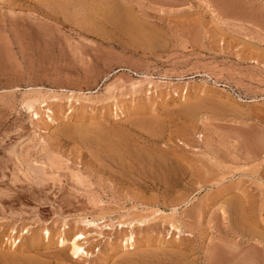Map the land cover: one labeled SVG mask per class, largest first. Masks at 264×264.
<instances>
[{"label": "rangeland", "instance_id": "rangeland-1", "mask_svg": "<svg viewBox=\"0 0 264 264\" xmlns=\"http://www.w3.org/2000/svg\"><path fill=\"white\" fill-rule=\"evenodd\" d=\"M30 263L264 264V0H0V264Z\"/></svg>", "mask_w": 264, "mask_h": 264}, {"label": "bare ground", "instance_id": "bare-ground-1", "mask_svg": "<svg viewBox=\"0 0 264 264\" xmlns=\"http://www.w3.org/2000/svg\"><path fill=\"white\" fill-rule=\"evenodd\" d=\"M125 24V23H124ZM130 25V24H129ZM128 28V27H127ZM129 29V28H128ZM134 30V29H133ZM128 31V30H127ZM130 31V30H129ZM131 32V31H130ZM136 33V32H135ZM138 34V33H137ZM41 98V97H39ZM31 100V99H30ZM45 100V99H44ZM39 99L36 97L34 98V100L26 103V107H28L27 109H32L34 103H38ZM38 114H36L35 116L37 117ZM51 119V118H50ZM84 134V133H83ZM88 135V134H87ZM85 136V135H84ZM82 138V137H81ZM101 138V137H100ZM87 139V138H86ZM98 140V139H97ZM96 141V140H95ZM99 141V140H98ZM85 142V141H84ZM106 142V141H105ZM107 148V147H106ZM109 148V147H108ZM147 219V218H146ZM142 221V220H141ZM91 223V222H90ZM151 223V222H150ZM142 224V223H141ZM181 231V230H180ZM47 234L49 235V232H47ZM83 238V235H79L77 238H74L73 240H71V253L73 256H75L77 259L81 258L84 255H87L88 253L85 252L84 248L79 244L80 239ZM49 240V239H48ZM127 242L125 243V246H130L133 247L135 245V239L133 238V236L129 237L126 239ZM60 245H65L68 243V241L66 239H62L60 240ZM70 245V244H69ZM16 247V246H15ZM24 259V258H23ZM24 261V260H23ZM22 261V263H23ZM26 261V260H25ZM30 262V260H29ZM27 263V262H26ZM37 263V262H36ZM31 264V263H30ZM33 264V263H32Z\"/></svg>", "mask_w": 264, "mask_h": 264}]
</instances>
